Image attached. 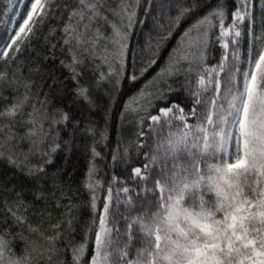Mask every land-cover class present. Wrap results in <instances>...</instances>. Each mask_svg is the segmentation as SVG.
Returning <instances> with one entry per match:
<instances>
[{"label":"snow or ice","instance_id":"6c2138e0","mask_svg":"<svg viewBox=\"0 0 264 264\" xmlns=\"http://www.w3.org/2000/svg\"><path fill=\"white\" fill-rule=\"evenodd\" d=\"M255 2L231 0L233 10L229 13L224 0H216L214 8L201 17L200 0H174L176 15L169 16L170 30L158 38L150 36L135 53L143 76L157 64L162 42L170 39L182 22L192 21L170 53L166 72L158 74L195 73L197 87L189 88L192 107L185 112L172 104L149 116L157 132L155 147L146 154L143 169L132 170L138 181L151 182L144 190L152 197L137 202L127 196L123 201L126 211L120 212L119 192L127 194L130 189H114L119 183L114 176L98 208L96 189L103 185L94 182L93 162L85 184L92 216L80 226L81 240L76 241L70 201L66 224H53L54 234H48L28 224V208L18 197L15 202H4L0 216V264H39L41 259L55 264H264V11L257 34ZM15 3L8 0L0 15L14 12ZM29 3L26 15L15 12L22 22L13 20L8 40L0 43V56L14 60L13 54L30 46L46 21L59 19L61 25L49 29V36L66 53L60 63L72 73L77 96L91 107L93 86L96 90L107 88L109 94L115 92L132 66L129 40L140 23L141 0ZM145 4L147 14L154 7L153 0H145ZM261 7L264 9V2ZM249 35L242 54L241 40ZM210 36H215L223 49L219 63L212 68L204 67ZM57 46L51 45L53 49ZM86 76L89 83L81 84ZM138 78L131 76L133 81ZM49 80L46 86L50 91L63 86L52 74ZM33 86L16 73L0 71V160L14 167L37 154L48 157L45 165L51 163L50 152L60 147L51 138L52 126L69 120L67 113L53 114L47 107V94L33 92ZM154 98L163 99V94L143 89L132 98L128 112L139 115L146 111L145 105L153 106ZM190 117L195 123H189ZM89 131L96 134L94 129ZM99 135L105 138L102 132ZM23 142L28 144L27 152L20 148ZM91 152L93 158L101 155L95 147ZM117 158L114 153L112 159ZM43 173L44 165H40L27 174L39 179ZM16 226H27L33 234L22 255L12 251L7 239Z\"/></svg>","mask_w":264,"mask_h":264},{"label":"trees","instance_id":"16d2710c","mask_svg":"<svg viewBox=\"0 0 264 264\" xmlns=\"http://www.w3.org/2000/svg\"><path fill=\"white\" fill-rule=\"evenodd\" d=\"M20 1L16 0L15 7ZM7 2L8 0H0V9H5ZM173 2L174 0H153L154 7L148 9V13L145 14L147 5L145 0H141V7L137 13V19L140 23H137L133 28L129 40L130 48L133 51L132 66L127 69L116 90L107 127L104 125V115L108 113L109 102L101 93L104 90L108 92L107 88H102L100 92L96 93L93 91L94 87L92 88V100L100 109L90 110L86 102L76 94L78 86L76 81L72 79V73L60 63L61 60L66 59V53L62 51L58 41L49 36V29H58L62 23L61 20L46 21L30 46L13 54L14 60L0 56V71L7 72L9 75L16 73L22 76L26 82L31 81L34 85L33 92L47 94V107L53 114L59 111L69 115V120L66 123L52 126L51 138L60 147L55 152H50V148H45V151L50 152L51 163L45 165V159L48 157L40 154L30 157L29 162L20 167H14L7 160H0V216L3 215L4 202L12 203L17 201L19 197L18 202L23 203L28 208V224L32 228L54 234L51 227L53 224L61 221L66 224L67 222L66 208L70 201L72 205L71 216L75 218V227L78 232L76 241L79 242L82 238V234L79 233L80 226L90 221L92 216V210L87 207L90 193L85 188V184L88 182L87 174L90 164L93 162L96 165L94 182L103 185V187L96 189L98 208L104 202L107 187L114 176L119 181L118 184L113 185L114 189H122L123 187L130 189L127 194L122 191L119 192L121 203L117 207L120 212L126 211L127 206L123 201L126 200L127 196H131L133 201L137 202L152 197L151 192L144 190L145 187H151V182L145 184L138 181L133 177L132 172L135 167L143 169V165L147 163L146 154H150L151 149L155 147L157 132L153 131L154 126L149 116L156 115L159 108L168 107L172 104H177L185 112H188L192 107L189 88L195 89L197 87L195 80L198 79L195 73L186 74L187 79L184 74L178 76L158 75L166 72L170 62V53L177 47L182 32L192 21L182 22L180 27L172 33L171 38L162 42L163 46L159 51L158 62L148 73L143 76H140L139 73L140 61L135 57V53L145 45L150 36L158 38L161 32L170 30L169 16L175 17L176 15V10L172 6ZM262 2L264 0H256L253 9L256 18L254 27L257 34L261 31V14L264 11L261 7ZM224 3L230 13L233 10L231 0H224ZM215 4L216 0H200L199 16L202 17L208 13ZM28 8H30V3L29 0H26L22 14L26 15ZM12 17L13 12H9L6 16L0 15V43L8 40L9 24ZM225 23H230V17ZM246 24H250V21ZM214 31L215 35L218 36L219 30L215 29ZM250 39L249 35L247 39L241 40L242 54ZM52 44H58V46L53 49ZM222 53L223 49L215 36H210L204 67H215L219 63ZM103 70L107 71V68L105 67ZM49 74L54 75L58 81H62L63 86L57 85L50 91L46 86L51 82ZM133 74L139 77L135 81L131 79ZM154 78L156 79L153 84ZM80 83H89V77L81 78ZM146 88L150 91L158 90L163 94V99L154 98L152 100L153 106L145 105L146 111L140 112L139 115L132 113V117H130L134 124L123 130L121 122L130 114L125 113L128 112L127 107L132 104V98L138 97L141 91ZM4 94L11 98L10 92L5 91ZM35 99L33 97L34 102ZM39 99L43 101L45 96L41 95ZM189 123H195V118L190 117ZM90 129H94L96 134L90 132ZM101 132L105 137L104 139H101L99 135ZM120 138L123 150L127 149L125 154L119 152ZM92 147H95L96 151L101 154L99 157L93 158ZM20 148L27 152V142L21 143ZM114 153L118 157L115 161L112 159ZM40 165H44V173L40 174L39 179L27 174L29 170L34 171ZM32 235L27 226H16L11 229L7 239L11 242L12 251L22 255L25 250V243ZM67 236L68 233L65 232V239ZM60 243L63 244V241ZM39 264H55V262L41 259Z\"/></svg>","mask_w":264,"mask_h":264},{"label":"rangeland","instance_id":"374dc122","mask_svg":"<svg viewBox=\"0 0 264 264\" xmlns=\"http://www.w3.org/2000/svg\"><path fill=\"white\" fill-rule=\"evenodd\" d=\"M25 1L26 0H21L17 5H16V7H15V9H14V12H13V17H12V19H11V21H10V24H9V32L11 33V29L13 28V20H17V21H19L20 20V18L19 17H16L15 16V12H20V13H22V10H23V6H24V3H25ZM94 88H93V91H94V93H96V92H100V90H96L95 89V86H93ZM103 95H104V97H106L107 98V101L109 102V108H108V113H107V115H104V125H105V127H107V125L109 124V112L111 111V108H112V105H113V102H114V99H115V94H116V91L115 92H112L111 94H109V92H107V91H102L101 92ZM87 104V103H86ZM87 106H88V108L90 109V110H95L96 108H98V109H100L99 107H97V105H95V103H94V106H89L88 104H87ZM127 110H128V107H127ZM126 114L127 113H129V112H125ZM132 115V113H130L129 114V117L128 118H125V119H123L122 120V122H121V128L124 130L125 128H127L128 126H131V124H134L133 122H132V120L133 119H131V116ZM131 116V117H130ZM122 141H121V138L119 139V143H120V148H119V152L121 151V153L123 152L124 154H125V151L123 150V145H122V143H121ZM118 152V153H119Z\"/></svg>","mask_w":264,"mask_h":264}]
</instances>
